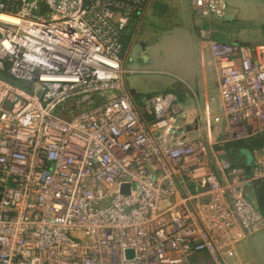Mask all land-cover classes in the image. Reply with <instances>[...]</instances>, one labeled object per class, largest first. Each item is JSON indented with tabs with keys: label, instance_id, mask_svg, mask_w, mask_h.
Segmentation results:
<instances>
[{
	"label": "built area",
	"instance_id": "1",
	"mask_svg": "<svg viewBox=\"0 0 264 264\" xmlns=\"http://www.w3.org/2000/svg\"><path fill=\"white\" fill-rule=\"evenodd\" d=\"M149 2L0 0V264H227L264 233V43L200 30L218 85L191 122L178 93L125 86Z\"/></svg>",
	"mask_w": 264,
	"mask_h": 264
},
{
	"label": "rangeland",
	"instance_id": "2",
	"mask_svg": "<svg viewBox=\"0 0 264 264\" xmlns=\"http://www.w3.org/2000/svg\"><path fill=\"white\" fill-rule=\"evenodd\" d=\"M152 4L157 0H150ZM159 4L163 0H158ZM151 4V5H152ZM173 11V10H172ZM171 11V15L174 13ZM175 16V15H174ZM163 17V16H162ZM163 28L167 31L174 27L176 22L185 25V17L179 20L165 15ZM195 34H201L202 28L210 27L212 32H217L225 38V42L250 48L264 43V0H229V9L225 19L214 20L203 18L193 11ZM208 29V28H206ZM184 32L180 33L181 46L178 56L173 51H168L166 46L171 42L169 37L161 43L166 48L164 54H160L155 48L158 44L149 43V39L139 38L128 47V54L133 57L127 62V67L134 68V73H126L124 76L127 90L135 97L148 95L156 92L172 91L179 94L180 98L189 107L190 121L201 116L207 109L209 101L214 97L216 88L215 76L212 68L208 66L210 52L209 44H205V68L207 76L200 74L196 85L193 72L198 69L200 61L195 57L192 47H188L184 39ZM147 40V41H146ZM149 44H148V43ZM183 42V43H182ZM133 45L135 46L134 50ZM164 55V56H163ZM187 81V82H186ZM247 158L250 153L243 151ZM247 258L249 264H264V233L254 234L242 241L237 248L229 252L226 258L227 264H240L237 260Z\"/></svg>",
	"mask_w": 264,
	"mask_h": 264
},
{
	"label": "crops",
	"instance_id": "3",
	"mask_svg": "<svg viewBox=\"0 0 264 264\" xmlns=\"http://www.w3.org/2000/svg\"><path fill=\"white\" fill-rule=\"evenodd\" d=\"M153 1L149 2V5L143 15L140 17L139 22L137 23L136 29L133 33L131 44H134L137 39L143 38V39H149V43L152 45L157 42V46L155 48L158 49V52L162 55L165 52L166 48L169 51H173L174 55L172 57L178 56L180 44H181V36L180 33L184 32V39L187 42L188 47H192V51L196 58H198V61H200V65L198 66V69H195L193 72V75H195L194 82L195 84H192L191 82H187L191 85H196L200 74H204L203 76H207V70L205 68V44L206 41H204L201 38V34L196 35L194 31V20H193V4L192 0H163L159 4L158 0L157 2L151 3ZM152 4V5H151ZM173 10V11H172ZM171 11L176 16L175 19H181V16L183 15L185 17V25L183 26L179 22H176L174 27H172L170 30L167 31L166 28H163V20H161V17L164 18L167 14L168 16H171V18H174V15H171ZM170 35V37H169ZM166 37H169L171 39V43L166 46L165 50L162 48L161 43L166 40ZM147 41V40H146ZM167 41V40H166ZM148 43V42H147ZM148 43V44H149ZM183 43V42H182ZM208 44V43H207ZM130 45V44H129ZM131 46V45H130ZM135 46L133 45L134 50ZM130 49V48H129ZM128 49V51H129ZM176 52H178L176 54ZM209 53L208 58V66H210L214 72V78L216 82V88L218 85L217 81V74H216V68L212 61L211 54ZM164 56V55H163ZM245 259L248 264L249 261L245 257H241V259Z\"/></svg>",
	"mask_w": 264,
	"mask_h": 264
},
{
	"label": "trees",
	"instance_id": "4",
	"mask_svg": "<svg viewBox=\"0 0 264 264\" xmlns=\"http://www.w3.org/2000/svg\"><path fill=\"white\" fill-rule=\"evenodd\" d=\"M139 20H140V15H138L136 13H134L130 18V21H129L127 28H126V31H125V34L123 36V44H124L125 50L128 49V47H129L133 33L136 29V26H137V23L139 22ZM206 28L210 29L209 26H207ZM212 36L216 40L225 41V38L223 36H221L220 34H218L217 32H212ZM166 92H172V91H166ZM231 158L234 160V159H237L238 156L233 155V156H231ZM253 187H254L255 197H256L257 203L260 207L261 212L264 215V180L254 182Z\"/></svg>",
	"mask_w": 264,
	"mask_h": 264
},
{
	"label": "water",
	"instance_id": "5",
	"mask_svg": "<svg viewBox=\"0 0 264 264\" xmlns=\"http://www.w3.org/2000/svg\"><path fill=\"white\" fill-rule=\"evenodd\" d=\"M263 140L261 139V138H256V139H254V141H253V145L255 146V147H261V146H263ZM251 157V156H250ZM249 157V158H250ZM251 159V158H250ZM127 188H128V186H126ZM128 190V189H127Z\"/></svg>",
	"mask_w": 264,
	"mask_h": 264
}]
</instances>
